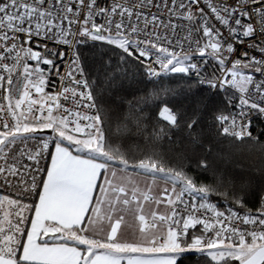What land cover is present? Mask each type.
<instances>
[{
    "label": "snow or ice",
    "instance_id": "snow-or-ice-1",
    "mask_svg": "<svg viewBox=\"0 0 264 264\" xmlns=\"http://www.w3.org/2000/svg\"><path fill=\"white\" fill-rule=\"evenodd\" d=\"M152 3L153 0H147L148 5ZM199 3L200 0H188L187 3L185 0H163L162 3L155 4L158 9L167 10L168 20L165 23L159 15L152 14L149 18L136 11L146 6L144 0L131 5L127 0H113L110 8L99 6L97 0H0V71L8 74L0 75V92L7 93L0 96V99L8 102L6 105L0 104V162H3L0 163V177L5 182H10L12 178H21L25 172H30V166L22 164L21 160L26 158L38 165L49 143L45 140L41 148L34 149L29 146V140L43 129H51L56 134L55 152L51 155L46 179L42 181V190L37 193L38 204L34 205L35 215L30 221V230L22 227L28 219L25 212L30 210V206L18 200L0 197V210L4 209L5 201L10 209L3 211L0 217V264H122L123 261L127 264H175L172 254L184 251L183 238L189 228L197 225H202L205 233L212 231L214 237L205 240L203 236H197L190 247L198 251L205 247L214 250L209 251L208 255L216 264H232L234 261L238 264H264V211L256 217L249 214L243 217L244 224H259L260 230H241L230 224L226 225L225 220L238 217V213L230 212V216L225 217L223 212L217 211L216 206L208 202L210 187L203 184L198 186L183 168H166L154 155L130 162L118 149L106 147L99 114L86 117H81L79 112L74 114L78 119L90 121L86 125L89 130L87 132L79 122L71 129L75 133H83L85 138L69 134L68 119L55 116L52 105L48 106L46 117L35 116L33 106L39 105V111L43 113L47 101H53L56 108H61L58 96H42L40 100L32 98L30 88L43 93L45 80L42 74L38 80L30 79L33 73L27 64L24 65L26 82L22 87L18 83L14 84L11 76L21 61V53L38 63L54 65L52 59L42 56L40 52L18 45L15 34L21 32L29 40L41 37L62 44L86 42L87 39L103 41L115 45L129 56H155V62L165 72L186 73L198 70L196 64L185 63L189 59L187 55L182 56L166 46L173 45L174 41L170 36L177 34V28L186 27L188 33L176 40V44H182L183 41L191 43L193 31H202L203 37L207 39L199 47L201 56L209 48L217 57H221L225 51L229 54L235 51L232 43L225 45L221 42L222 33L219 29L208 25L203 8L198 9L199 15L193 10L192 5ZM74 4L76 7H73ZM252 4L259 7H246ZM207 6L215 19L228 27L230 36L234 39L255 37L248 47L264 53V39L260 38L264 34V28L258 33L251 22L253 16L258 18V22L264 21V0H236L235 4L225 5L221 9L207 0ZM85 9L87 14L82 27L73 33L71 25L81 23L79 17ZM100 15L105 18L103 24L94 22V18ZM233 17L234 25L230 23ZM173 18L187 20L189 23L174 24ZM64 21H67V28ZM197 21H200L199 27L194 29L193 25ZM149 25L170 32H149ZM141 35L147 38L142 40ZM69 36L83 39L69 41ZM240 42L243 43V40L240 39ZM195 43L199 45L200 41L196 40ZM44 48L47 49V45ZM243 56L247 57L248 52H244ZM8 59H13L12 66L5 62ZM219 63L223 65L225 59L220 58ZM72 64L74 67L69 71L68 77L75 87H64V98L68 99L70 93L73 99L78 97L80 101H89L86 107H96L88 80L74 75L75 72H79L80 77L84 75L79 66V56L74 54ZM253 64L257 65L255 71L264 75V59L253 57L248 62L236 59L230 72V81L224 82H230L241 93H247L248 86L253 85L254 81L251 75L243 74V69L250 68ZM35 72L42 73V70L37 68ZM149 73L152 76L160 75L151 67ZM81 87L84 91L80 90ZM255 87L264 97V81L255 84ZM13 97H16L14 103ZM25 104L26 110L22 108ZM240 106L242 109L250 108L264 113V106L250 102L243 95ZM64 111L67 112L68 109ZM159 116L170 127L179 126L178 113L167 105L162 107ZM216 119L220 123L221 135L241 142L246 138L255 139L249 130L250 121L244 123L225 115H219ZM196 123V119H192L187 127L192 129ZM164 134L165 129L160 128L155 137L159 139ZM63 141L74 146L78 154L74 155L68 146L63 145ZM109 162H117L122 167L117 171L111 168ZM129 168L136 174L129 173ZM198 168L202 171L209 170L204 160L200 161ZM102 170L103 183L98 185L97 180ZM139 176H149L153 182L158 178L165 179L173 186L171 190L164 188L160 197L156 198L151 194V188L140 187ZM37 187L36 177L33 175L30 187L25 190L34 191ZM97 188L99 195L93 203V192ZM185 194L202 201L198 208L211 211L214 218L202 219L191 212L186 218L182 216L177 202L184 204L185 210H188L189 205L183 199ZM146 202L157 206L166 205L170 212L161 213L158 208L146 211ZM191 209L197 210V205H191ZM127 216L138 220V227L133 232L135 238L131 241L121 238V228L126 223ZM101 236L103 239L97 238ZM41 237L64 242L50 245L47 239L41 240ZM68 241L72 244L67 243ZM79 246H84L83 250Z\"/></svg>",
    "mask_w": 264,
    "mask_h": 264
},
{
    "label": "trees",
    "instance_id": "trees-1",
    "mask_svg": "<svg viewBox=\"0 0 264 264\" xmlns=\"http://www.w3.org/2000/svg\"><path fill=\"white\" fill-rule=\"evenodd\" d=\"M77 48L81 69L87 77L101 118L100 127L106 147L118 149L130 162L154 155L166 168H183L198 186L210 187L208 202L220 211L234 210L251 215L264 211L260 206L264 192V140L246 138L241 142L220 134L216 117L227 113V97L223 90L211 92L178 72L150 78L137 60L103 41L87 40L78 43ZM165 105L178 113V127H170L160 118L159 110ZM192 119L197 123L189 129L187 125ZM160 128L165 129V134L157 139L155 133ZM63 143L74 149L67 141ZM51 145L43 151L40 173L34 175L38 185L36 190L26 191L23 187L26 192L23 194L6 189L18 185L20 178L16 184L0 185L3 196L30 206V210L25 212L28 219L22 225L26 229L48 168ZM202 160L207 162L208 171L198 168ZM109 163L119 165L117 162ZM25 180L27 188L30 187L32 177ZM7 210L10 209L5 201L0 217ZM195 234L190 231L182 245H191ZM176 264L216 262L197 251L181 254Z\"/></svg>",
    "mask_w": 264,
    "mask_h": 264
},
{
    "label": "built area",
    "instance_id": "built-area-1",
    "mask_svg": "<svg viewBox=\"0 0 264 264\" xmlns=\"http://www.w3.org/2000/svg\"><path fill=\"white\" fill-rule=\"evenodd\" d=\"M98 5L104 8H110L112 5L113 0H97ZM140 0H127V3L129 5L139 3ZM163 0H153V3L151 5L147 4V0H144L145 7L136 9V11L142 13L143 16L149 17L152 14L159 15L161 20H164L165 23H167L168 16H167V10L165 9H158L155 7V4L162 3ZM187 3L188 0H185ZM211 3L217 8L221 9L225 5H233L236 3V0H211ZM73 7H76L74 4ZM246 7H249L251 9H255L256 7H259V5L252 4L247 5ZM192 8L194 11H197V15H199L198 9L203 8L204 13L206 15V18L208 20V25L215 26V28L219 29V31L222 33V36L220 37L221 42L225 45L227 43H232L235 51L231 54L227 53L226 51L223 53L221 57H217L216 55L212 54V50L209 48L206 50L205 55L201 56L199 54V47H202L204 43L206 42L205 37H203L202 31H193L190 43L189 41H183L182 44H176L175 41L178 39H181L188 33V28L186 27H179L177 28V34L174 36H170L171 39H173L174 43L173 45H166L170 48V50H174L181 53H189V59L188 64H196L198 70H190L189 72L183 73L185 76L196 80L200 85L204 86L211 92H217L219 90H223L226 93L227 97V113L220 114L225 115L230 118L235 117L238 121L242 120L244 123H248L250 121V127L249 130L252 133V136L254 138H260L264 140V113H260L258 110L250 109V108H241L240 106V99L241 96H245L250 100V102H255L261 106H264V97H262L256 90L255 84L260 83L261 81H264V75H262L260 72H256L255 68L257 65L253 64L252 67L243 69V74L245 75H251L253 77L254 84L248 86L247 93H241L237 88L233 87L230 82L225 83L224 81H230V72L232 70L233 62L236 59H241L244 62L250 61L253 57L256 59H264V53H261L258 49L249 48L248 45L252 43L253 38H243L240 39L243 40V43L240 42V39H234L232 36L229 35L228 27L221 24L219 21L215 19V15L211 13V10L207 6V0H200V3L198 5H192ZM87 14V10L81 12V15L79 17L81 23L80 24H72L71 25V31L73 33H76L80 30L82 27V22L84 19V16ZM135 19V18H133ZM94 22L97 24H103L105 22L104 16H96L94 18ZM174 24L178 25H187L189 22L187 20H177L173 18L172 21ZM245 22H248L245 20ZM251 22L253 23L256 31L259 33L261 31V28H264V21H259L256 16L252 17ZM64 26L67 28L68 24L67 21H64ZM231 24H235V17H233L230 20ZM200 24V21H197L195 25H193V28H198ZM90 26V25H89ZM141 27H143V22L141 21ZM159 30L161 34H163L165 29H156L155 26L149 25L148 31L153 32ZM17 39L16 43L24 48L31 47L34 51H38L41 53L42 56L52 59L54 61V65H45L43 63H38L36 60H32L30 58H26L23 56V53H21V61L17 66L15 67L14 71L11 73V76L13 78L14 84H19L21 87L26 82L25 81V71H24V65L27 64L28 68L30 70H34L33 77H29L33 80H38L39 77L43 76V79L45 80V83L43 85V93H37L34 88H30V91L32 93V98L40 100L41 97H47V96H58V100L61 108H56L55 103L53 101H47L45 103L44 111L41 113L39 111V105L33 106V113L37 117H46L47 116V108L49 105H52L53 107V114L57 117L64 116L69 121V132L78 134L80 136H84L83 133H75L74 131H71V129L75 128L76 122H79L81 127H85V131H89L86 128V125L90 122L87 119H78L74 114L76 112L80 113L81 117L86 116H95L98 114L97 107L90 108L86 107L85 105L89 104L90 102L87 100L80 101L79 98L73 99L68 94L69 98L65 99L63 95V88L64 87H75V85L71 84L70 79L68 77L69 71L72 70L73 59L74 54L75 56H78V43H69V44H62V43H56L54 40L51 39H43L41 37H33L31 40L28 39V37L24 33H17L15 34ZM133 39L135 37H132ZM147 37H144L143 35L140 36V39H146ZM261 39H264V34H261ZM69 41H80L83 38L79 36H69ZM88 41L90 39H87ZM196 40L200 41V44L197 45L195 43ZM92 41V40H90ZM9 44H11V41H9ZM44 45H47V49L44 48ZM123 52V50H122ZM244 52H248V56H243ZM54 53H57L59 55H54ZM124 53V52H123ZM126 54V53H124ZM127 55V54H126ZM15 56V53H13V57ZM129 56V55H127ZM135 60H137L145 69L146 75L150 78H157L160 75L164 73L163 70L160 69V65L155 62V56H152L150 58L147 57H141L137 58L136 55L129 56ZM223 58L225 59V63L221 65L219 63V59ZM9 64V66H12L13 59H8L5 61ZM79 66L81 68L80 62ZM149 67L154 68L160 75L158 76H152L149 73ZM41 69L42 73L35 72V69ZM84 73V72H83ZM0 75L7 76L8 74L6 72L0 71ZM76 78H82L86 79L87 77L84 73L83 77H80L79 72L74 73ZM212 85H215L214 87ZM81 91H84V89L81 87ZM90 91L92 93V90L90 88ZM7 93L0 92V96L6 95ZM93 96V93H92ZM94 97V96H93ZM16 97H13V103L15 101ZM95 102V99H94ZM8 102L0 99V104H7ZM96 105V102H95ZM23 109L26 110L27 104L22 106ZM68 109L67 112L64 110ZM162 109V108H161ZM160 109V110H161ZM159 110V112H160ZM174 112V111H173ZM71 113V114H70ZM31 115V114H29ZM220 126V123H219ZM49 133L51 138H56V134L52 132L51 129H49ZM185 203L189 205V209L185 210L184 204H179L177 202V206L181 210L180 214L184 216L185 218L189 213L199 217V218H214V213L211 211H205V209L198 208V205L202 202L198 198H195L194 196H190L188 194H185L183 197ZM197 205V210L192 211L191 205ZM260 206L264 210V192L261 196L260 200ZM217 209V208H216ZM217 211H220L217 209ZM168 212H170V208L168 207ZM225 214V217L230 216V212L238 213V217H234L231 220H225L226 225L230 224L231 226L237 227L241 230H248L251 231L253 228L260 230L261 226L259 224L253 225V224H244L243 223V217L245 216V213H239L234 210H226V211H220ZM251 215V214H249ZM253 217L259 216V215H251ZM221 219H224L223 217ZM219 227V225H217ZM194 231L197 234L194 236H203L205 240H207L209 237H214V233L212 231H209L205 233L203 231L202 225H197L195 228H189L188 233L190 231ZM187 233V234H188ZM187 236V235H186ZM186 236L183 238V240L186 238ZM194 237V238H195Z\"/></svg>",
    "mask_w": 264,
    "mask_h": 264
},
{
    "label": "crops",
    "instance_id": "crops-1",
    "mask_svg": "<svg viewBox=\"0 0 264 264\" xmlns=\"http://www.w3.org/2000/svg\"><path fill=\"white\" fill-rule=\"evenodd\" d=\"M47 140L49 145H51L53 142V140H56V138H51L50 136V133H49V129H43V130H40L38 132H36L34 134V138L30 139L29 140V146L34 148V149H39L42 147V144L43 142ZM56 142V141H55ZM55 142L51 145L52 146V154H54L55 152ZM64 146H68L66 145L65 143H63ZM69 147V146H68ZM70 150L73 152V154H78L76 153L75 149H72L71 147H69ZM43 155V153H42ZM80 155H84V154H80ZM41 160V159H40ZM24 162L26 164H28L31 168V171L30 172H25L24 175H23V179H27V178H31L33 175H35L36 173L39 174L40 171H41V168L39 167V164L38 165H35L33 161H29L27 160L26 158L22 159L21 162ZM2 163V162H1ZM50 163H51V157H50V160H49V163H48V168L50 167ZM111 165V168L113 169H116L117 171H119V169L122 167L121 165H116V164H110ZM47 168V169H48ZM39 170V171H37ZM23 171V170H22ZM129 173H131L132 175H135V171L133 170H128ZM47 172V171H46ZM22 178V177H21ZM20 178V179H21ZM103 178H104V172L102 170L101 172V175L100 177H98V180H97V184L100 185L103 183ZM46 179V174H45V177H44V180ZM16 180H18L17 178H12L10 182H5L4 179L2 177H0V185L3 186L2 184L6 185V186H10L11 184H16ZM138 180H139V184H140V187L142 189H147V188H151V194L156 197V198H159L163 189L164 188H168L169 190H171L172 188V183L165 180V179H156L155 182H153L152 178L149 177V176H139L138 177ZM41 190H42V187H41ZM99 195V189L97 188L96 190H94L93 192V203L95 202V198ZM0 197H5L3 196L2 193H0ZM38 204V199H37V203ZM25 205H27L25 203ZM145 207V210L146 211H150V210H157L158 208V211L161 212V213H166L168 212V207L166 205H159L157 206L156 204L154 203H145L144 205ZM90 208H91V205H90ZM8 211V210H7ZM34 211H33V215H32V218H34ZM126 220V223L124 225H122V228H121V238L124 239V240H133L135 237L133 235V232H134V229L136 227H138V220L135 219L133 216H127L125 218ZM28 230H30V223H29V228ZM85 235H91V233H84ZM97 238H100V239H103V237H97ZM44 239H47L48 240V243L51 245V244H54V243H62L64 241H57V240H54V239H51L49 237H41V240H44ZM247 239L250 240V237H247ZM25 240H26V237H25ZM228 241H225V243H227ZM67 243L69 244H72L71 241H68ZM183 246V245H182ZM188 246H191V245H188ZM188 246H183L184 247V251L182 252H177V253H174L172 254V257L174 258L175 260V264L177 262V259L178 257L183 254V253H186V252H197L195 250H192V251H187L185 250L186 248L185 247H188ZM82 250L84 248V246H79ZM205 250V252H204ZM209 251H214V250H208L206 247L200 251V252H203L205 253L206 255H208V252ZM209 256V255H208ZM210 257V256H209ZM211 258V257H210ZM122 264H127L126 261H123Z\"/></svg>",
    "mask_w": 264,
    "mask_h": 264
},
{
    "label": "rangeland",
    "instance_id": "rangeland-1",
    "mask_svg": "<svg viewBox=\"0 0 264 264\" xmlns=\"http://www.w3.org/2000/svg\"><path fill=\"white\" fill-rule=\"evenodd\" d=\"M115 46V45H114ZM181 55L183 56V55H187L188 57H189V53H181ZM186 64H188V60L185 62ZM30 70V69H29ZM31 72H34V70H30ZM164 73H170V72H165L164 71ZM31 77H33V76H31ZM69 134H72V135H74V136H76L77 138H85L84 136H80V135H78V134H74V133H70L69 132ZM74 149H75V147L74 146H72ZM22 164H26V163H24L23 161L21 162ZM28 165V164H27ZM23 170V169H22ZM24 180L25 179H23V177L20 179V182H19V184L18 185H16V186H14V187H10V188H6L7 190H9V191H12V192H16V193H23V194H25L26 192H25V188H27V186H28V184H26V183H28V180H25V182L26 183H24ZM23 187H24V189H23ZM186 249L185 250H187V251H192V250H195V251H198V250H196V249H192L190 246H188V247H185ZM200 252V251H199ZM204 252H205V250H204Z\"/></svg>",
    "mask_w": 264,
    "mask_h": 264
}]
</instances>
